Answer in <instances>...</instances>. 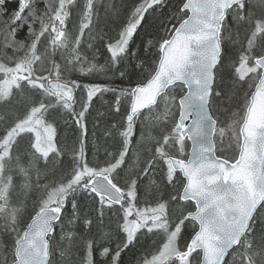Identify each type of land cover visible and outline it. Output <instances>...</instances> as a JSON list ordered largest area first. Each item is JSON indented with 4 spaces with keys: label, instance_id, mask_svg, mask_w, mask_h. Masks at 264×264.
<instances>
[{
    "label": "snow or ice",
    "instance_id": "snow-or-ice-1",
    "mask_svg": "<svg viewBox=\"0 0 264 264\" xmlns=\"http://www.w3.org/2000/svg\"><path fill=\"white\" fill-rule=\"evenodd\" d=\"M98 4L0 0V264H264V0Z\"/></svg>",
    "mask_w": 264,
    "mask_h": 264
},
{
    "label": "trees",
    "instance_id": "trees-1",
    "mask_svg": "<svg viewBox=\"0 0 264 264\" xmlns=\"http://www.w3.org/2000/svg\"><path fill=\"white\" fill-rule=\"evenodd\" d=\"M107 2H108V0H99L98 8H99V11H100L101 16H103V13H104V5ZM114 2L118 3L119 0H114ZM99 62L100 63H103V60L100 59ZM97 82H100V79L99 78L97 79ZM104 99H106V100L109 99V96L106 95L104 97ZM224 106L227 107V104H225ZM228 115H229L228 113H221L222 119H226ZM91 131H92V127H91V123H89V136H91ZM97 131H98V134H99V130H97ZM60 134H61V136L64 135V129H61L60 130ZM137 136H139V130H137ZM89 148H91V144H89Z\"/></svg>",
    "mask_w": 264,
    "mask_h": 264
},
{
    "label": "water",
    "instance_id": "water-1",
    "mask_svg": "<svg viewBox=\"0 0 264 264\" xmlns=\"http://www.w3.org/2000/svg\"><path fill=\"white\" fill-rule=\"evenodd\" d=\"M189 123H190V121H189ZM191 147V143L189 142V148Z\"/></svg>",
    "mask_w": 264,
    "mask_h": 264
},
{
    "label": "flooded vegetation",
    "instance_id": "flooded-vegetation-1",
    "mask_svg": "<svg viewBox=\"0 0 264 264\" xmlns=\"http://www.w3.org/2000/svg\"><path fill=\"white\" fill-rule=\"evenodd\" d=\"M188 147H189V143H188Z\"/></svg>",
    "mask_w": 264,
    "mask_h": 264
}]
</instances>
